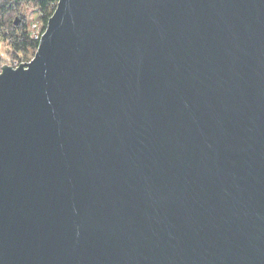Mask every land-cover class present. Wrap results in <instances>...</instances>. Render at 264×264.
<instances>
[{
    "label": "water",
    "instance_id": "1",
    "mask_svg": "<svg viewBox=\"0 0 264 264\" xmlns=\"http://www.w3.org/2000/svg\"><path fill=\"white\" fill-rule=\"evenodd\" d=\"M0 264H264V0H58L0 71Z\"/></svg>",
    "mask_w": 264,
    "mask_h": 264
},
{
    "label": "trees",
    "instance_id": "2",
    "mask_svg": "<svg viewBox=\"0 0 264 264\" xmlns=\"http://www.w3.org/2000/svg\"><path fill=\"white\" fill-rule=\"evenodd\" d=\"M58 0H0V37L8 41L11 52L16 59L26 60L18 54L37 50L39 41L33 40L27 31L25 16L17 13L21 4H34L43 14V30L51 17ZM17 20V23H15ZM19 22V23H18ZM7 31V33H5ZM2 65H0L1 71Z\"/></svg>",
    "mask_w": 264,
    "mask_h": 264
},
{
    "label": "rangeland",
    "instance_id": "3",
    "mask_svg": "<svg viewBox=\"0 0 264 264\" xmlns=\"http://www.w3.org/2000/svg\"><path fill=\"white\" fill-rule=\"evenodd\" d=\"M17 13L19 15L25 16V23L27 25V31L32 23H36L39 27L43 28V14L39 11V9L34 4H26L23 3L20 5ZM19 23V22H18ZM7 33V31H5ZM35 50H29L27 53L18 54L19 57H22L26 60H31L34 57ZM16 56H14L11 52V47L8 44V41H5L0 37V65H4L9 63L12 60H15Z\"/></svg>",
    "mask_w": 264,
    "mask_h": 264
},
{
    "label": "built area",
    "instance_id": "4",
    "mask_svg": "<svg viewBox=\"0 0 264 264\" xmlns=\"http://www.w3.org/2000/svg\"><path fill=\"white\" fill-rule=\"evenodd\" d=\"M57 3L55 4L54 6V10H55V7H56ZM54 12V11H53ZM28 32L30 34V37L33 39V40H36V41H39L44 30L41 29L39 27V25H37L36 23H32L30 24L29 28H28ZM29 63L30 60H20V59H15V60H12L10 61L9 63L5 64V65H8L10 67H12L13 69H16L18 66H19V63ZM27 64H24L22 66H26Z\"/></svg>",
    "mask_w": 264,
    "mask_h": 264
}]
</instances>
